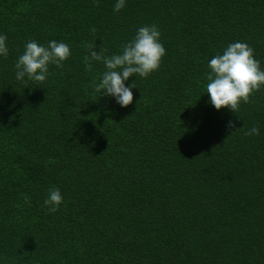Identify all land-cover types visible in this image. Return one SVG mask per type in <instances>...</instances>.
I'll use <instances>...</instances> for the list:
<instances>
[{
	"label": "trees",
	"instance_id": "trees-1",
	"mask_svg": "<svg viewBox=\"0 0 264 264\" xmlns=\"http://www.w3.org/2000/svg\"><path fill=\"white\" fill-rule=\"evenodd\" d=\"M117 2L0 0V264H264V86L236 113L206 92L230 43L264 70V0ZM152 24L159 69L125 81L127 107L99 96L87 46L118 54ZM31 40L71 49L43 83L16 79Z\"/></svg>",
	"mask_w": 264,
	"mask_h": 264
},
{
	"label": "clouds",
	"instance_id": "clouds-1",
	"mask_svg": "<svg viewBox=\"0 0 264 264\" xmlns=\"http://www.w3.org/2000/svg\"><path fill=\"white\" fill-rule=\"evenodd\" d=\"M99 6L98 0H94ZM126 0H118L114 11L119 12L125 7ZM95 33L96 29L93 28ZM161 32L157 25L140 27L136 35L129 42L121 45L122 51L111 56L105 55L106 49H95V45L87 46L88 54L84 57L86 69L91 70L92 61L103 62L105 71L99 83L93 82L94 92L100 95L113 96L122 107L133 103V88L127 86V81L133 75L148 77L159 69L161 60L166 54L164 45L160 42ZM7 36L0 35V55L7 57ZM71 55L70 46L65 42L52 40L47 46L40 45L31 40L25 45V51L18 57L15 64V75L19 81L28 80L43 83L49 73V64L63 68V61ZM211 71L207 74L208 83L206 92L210 96V103L217 109L229 108L238 112L241 102H252L250 97L255 91L264 86V70L260 61L254 56V49L245 42L230 43L222 54L215 55L208 64ZM229 128H236L234 121H229ZM237 130V129H236ZM258 126H253L246 135H259ZM226 142V141H225ZM63 202L59 188L49 189L48 197L44 204L48 212L58 211ZM25 203L30 204V199L25 197Z\"/></svg>",
	"mask_w": 264,
	"mask_h": 264
}]
</instances>
